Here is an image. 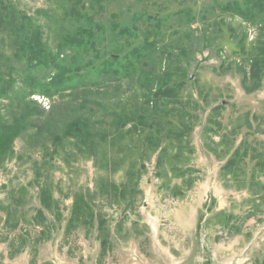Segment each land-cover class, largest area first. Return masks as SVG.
Here are the masks:
<instances>
[{
	"label": "rangeland",
	"instance_id": "obj_1",
	"mask_svg": "<svg viewBox=\"0 0 264 264\" xmlns=\"http://www.w3.org/2000/svg\"><path fill=\"white\" fill-rule=\"evenodd\" d=\"M1 1L52 49L78 25L71 0ZM229 1L81 0L108 29L102 57L69 49L80 84L32 95L36 125L8 151L0 132V264H264V20L221 11ZM113 14L139 37L112 39ZM6 21L0 12V70L17 76L25 61ZM146 31L163 60L110 83L82 77L113 52L124 60ZM166 62L179 73L146 104ZM19 103L0 97L8 123Z\"/></svg>",
	"mask_w": 264,
	"mask_h": 264
},
{
	"label": "trees",
	"instance_id": "obj_2",
	"mask_svg": "<svg viewBox=\"0 0 264 264\" xmlns=\"http://www.w3.org/2000/svg\"><path fill=\"white\" fill-rule=\"evenodd\" d=\"M71 1L81 7L79 9L75 8L70 16L78 25L71 33L67 34L59 41L55 49L50 48L48 37L44 34V29L31 23V18L29 16H19V13L16 14V11L10 6L9 2H0V12L3 13V16L8 17L5 26H8V31H11V35H13L12 47H15L17 57L25 61L24 69L20 75H9L13 69L9 71L0 70V97L10 98L14 96L17 98L18 102H20L18 105L23 106V111L20 116L12 117L14 120H12L13 122L11 123H8V121L4 119L3 113L0 112V132L6 133L7 135V140H3L5 146L2 145L3 149L5 148L6 151L9 150L16 137L29 127H35L36 125L35 122L30 119L41 113V106L37 101L31 100L32 95L38 93L51 99H53L55 95L66 97L73 92L75 85L78 86L80 84V82H72L73 77L81 67L75 64V62L74 64L65 62L68 50L77 47L82 49L85 55L89 54L86 53L89 50L93 54L101 55L98 46L102 45L103 41L108 38V29L104 24L97 21L94 16H90L85 11L87 6L86 4H81V0ZM221 11L230 12L235 16L247 20L255 19L256 17H261V19L264 20V0H232L221 7ZM68 12L69 10L67 13ZM138 18L140 19V16H138ZM137 24L138 23L135 22V24L131 26L124 25L118 20L117 15L113 14V20L110 26L111 38L115 39L119 36L133 37V39L138 38V33L141 30L140 26ZM146 33L147 31L145 35L143 33V43L135 45L131 49L130 55H126L125 58H123L124 60H118L116 58L117 53L113 52L108 58H104L98 65H92V67L96 69L99 67V70L97 69L98 72H91L84 69V72L81 74L82 77L93 75L95 80L90 82L92 85L93 83L102 84L106 81L110 83L111 80L126 77L134 67L136 61L148 58L150 55H156L160 60H163V52L160 50V47H158L157 39L149 40L150 37ZM13 54L16 55V52ZM90 63L91 61L88 64ZM178 73V69H175L170 63L166 62L164 71L153 77L151 80L152 86L143 92V98L146 104H155L157 107L158 103L161 101L159 94L162 88H165L166 91L171 78H173L175 74L178 75ZM7 75H9L8 78H6ZM173 83L177 84L176 82ZM154 85H156L157 88L154 89ZM174 89H177V87L171 90ZM68 90L70 91L67 92ZM117 123L118 121L114 122V125ZM70 126L65 130L66 137L64 138H75L77 135V128ZM3 149H1L0 152H3Z\"/></svg>",
	"mask_w": 264,
	"mask_h": 264
}]
</instances>
